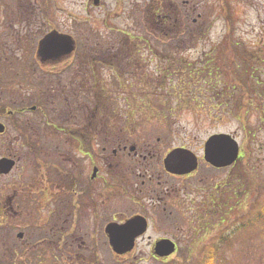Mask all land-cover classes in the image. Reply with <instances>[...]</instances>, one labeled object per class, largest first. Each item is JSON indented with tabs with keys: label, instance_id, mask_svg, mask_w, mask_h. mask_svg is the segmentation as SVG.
Returning <instances> with one entry per match:
<instances>
[{
	"label": "rangeland",
	"instance_id": "rangeland-1",
	"mask_svg": "<svg viewBox=\"0 0 264 264\" xmlns=\"http://www.w3.org/2000/svg\"><path fill=\"white\" fill-rule=\"evenodd\" d=\"M156 6L173 11V20L154 24ZM49 35L69 36L82 52L67 73L59 75L54 62L57 74L47 75L41 90L43 79L24 73ZM120 42L133 50L120 57L122 65L104 52L119 50ZM0 53L6 125L0 158L17 159L11 174L0 175V264L26 256L28 264H55L42 251L57 241L58 226L67 227L68 237L74 233V209L80 232L72 237L81 256L62 246V264H81L83 257V264H200L223 235L229 245L220 244L216 264H264V0H0ZM85 58L95 62L96 80L85 87L92 90L88 106L83 99L85 106L76 108L78 97L63 89L77 87L75 63L87 71ZM101 117L107 126L94 128ZM217 133H230L241 145L231 167L203 160L205 142ZM119 145L128 149L114 154ZM177 147L200 157L195 175L166 173L163 160ZM216 183H223L216 193L221 208L210 200ZM137 213L148 218L149 230L119 255L106 229ZM19 232L26 233L19 247L28 255L13 257ZM164 237L176 240L179 251L158 258L154 246ZM71 243L67 238L64 246Z\"/></svg>",
	"mask_w": 264,
	"mask_h": 264
},
{
	"label": "flooded vegetation",
	"instance_id": "flooded-vegetation-1",
	"mask_svg": "<svg viewBox=\"0 0 264 264\" xmlns=\"http://www.w3.org/2000/svg\"><path fill=\"white\" fill-rule=\"evenodd\" d=\"M94 2L97 4L96 0H94ZM252 4H253V6H256L255 2H252ZM192 12H193V9H190L188 11L186 10V14L185 15H190V14H192ZM196 21L197 20L195 19L194 22H196ZM65 36L66 35H63V36L56 35V36H52L49 40H47L46 43H45V45L48 44V43H50V42L51 43L54 42L55 43V48L51 49L50 51H46L43 56L39 55V50L37 49V54L38 55H36L35 58H33L32 63L28 65V69L24 73L25 75H27V78L30 77L31 80L32 79H36V78L43 79L41 90H45V81H46V84H47V77L46 76L47 75H55L56 76V74H57L52 69L54 66H51V65L54 64V62L57 61L59 63L58 64L59 65V71H58V74L59 75H61L62 71H64V73L65 72L67 73L68 70H70V69H72L74 67V64H72V62H74L75 55L78 54V56H79L80 53L82 52V50H80V48L77 46V44H76V42L74 40H72L69 36H66V37ZM64 43H66V44H65V46L63 48V46H61V45L64 44ZM144 43L145 44H150L148 41H144ZM128 47H129L128 46V42H120L119 43V48L120 49L117 50V51L116 50H110V51H108V54H109L108 57H110L111 60H113V59L116 60V59L119 58V61H117V62H119V65H122L123 64V61H120L121 60L120 57L123 56L124 54L128 53ZM112 48H114V47L112 46ZM83 63L88 64L87 71H86V69L85 70H81V68L78 66V62L75 63V68H76L75 70H77V77H78V80H79L78 83L75 85L77 87H72L71 88V85H70V88H71L70 89L69 87H67V85H65L66 89H63V91H65L66 93H69V92L71 93V91H72V93H74L78 97V100H79V97H80L82 91L85 94L92 91V90H88L91 87H88L87 89H85V87L87 85V81H89V79L91 80L95 76V72H96L95 71V64H94L95 62L92 63L89 59L85 58V60L83 61ZM60 69L62 71H60ZM84 77H86V78H84ZM93 79L96 80V78H93ZM42 94H44V92H42ZM68 96H67V98H68ZM82 106H85V104L84 103L80 104V102H79L76 108H80ZM34 107L36 109L38 106H36V105L35 106L34 105L31 106L32 109H34ZM26 109L23 107L21 109V111L20 110L19 111L20 112H24ZM13 113H14V111H10V114H13ZM94 124H95L94 126L93 125H88V127H92L93 126L95 128V127L98 126V124L103 125V122L102 121H97V123H94ZM5 132H6V130H5ZM24 138H26V136H24ZM26 141H27V139H26ZM124 141H126V140H122V141L120 140L119 143L124 142ZM122 148H123L124 151H126L128 149V147L126 145L124 147H122L121 145H119V148L118 149H116V148L113 149V153L114 154H118L119 150L122 149ZM3 157L9 158V159H13L14 161H16V164H17V159L15 157H13L11 155H5ZM49 163H51V162H49ZM51 165L48 168L45 167L47 171H46V173H44L45 172V170H44V172H43L44 173V176H46V174H49L48 170L50 168H52V167L55 166V165H53V166H51ZM55 169H57L58 171H60V174H59L60 177L61 176H64V174L66 172V171L63 172L64 168H63V170H61L60 167L55 168ZM95 169L97 171L96 175H95ZM98 171H99V168L97 166H94L93 174H92V179L96 178V176L98 174ZM195 174L196 173H193V174H190L189 176H193ZM68 178H69V176H68ZM55 183H58V182H55ZM59 185L62 186V184H59ZM215 188H218V185H216ZM59 202H64V200H61L60 199ZM71 212H67L66 213V215H67L66 220L69 219V216L68 215H71L72 214ZM73 213L75 214V217H73L75 219H74V224L71 227H73L74 233H72V235L68 237L66 235V233L68 231V229H66L67 227L66 226H63V229H60L59 226H58L57 234H55V236L57 235V239H56L57 241L54 244L50 242L51 245L47 246L46 249H45V251H44V249L42 251V254L48 252L49 254L53 255L55 257L53 259V262H55V264H62L61 259H60V255H62L61 254L62 246L64 247V249L68 250L67 251L68 252L67 253L68 255H71L72 254V255H77L79 257L81 256L80 253H79L80 250H77L76 242H75L74 238L72 237L73 234L75 235L76 232L77 233L80 232V230H79V232L77 230V229H80V226H78L77 213H75V209H74V212ZM135 216H143V215L140 214V213H137ZM58 220L59 221H62L64 223V221L62 220V218L58 217ZM55 224L60 225V223H58V222L57 223L55 222ZM95 232H96V230H95V227H94V231L92 232V236H89V238L90 237H94L93 235H94ZM106 234H107V231H106ZM80 235L82 236V232H81ZM17 237L20 240V243L15 242L14 243V246H18V247L19 246H23L28 241V240H26L27 238H26V233L25 232H19V234L17 235ZM67 238L72 239V243L69 246H64V241ZM73 246H75V247L72 248ZM26 250H27L26 247H24V248H21V247H19V248H13V249H11V251H12L11 254H12L13 257H15V255H19V254L21 256H26V255H28V253H26ZM27 257L28 256H26L25 258H22L21 259V263H19V264H28V261L29 260L27 259ZM84 258L85 257H83V259L80 258L78 260V262H81V264H83L82 262L85 260ZM86 260H88V259L86 258ZM89 262H90V260H89ZM14 263L16 264L15 261H14Z\"/></svg>",
	"mask_w": 264,
	"mask_h": 264
},
{
	"label": "water",
	"instance_id": "water-1",
	"mask_svg": "<svg viewBox=\"0 0 264 264\" xmlns=\"http://www.w3.org/2000/svg\"><path fill=\"white\" fill-rule=\"evenodd\" d=\"M54 45V44H53ZM61 46H65L62 44ZM5 126L0 124V132ZM134 149V148H133ZM240 154V146L234 136L227 133H218L209 137L205 144V160L217 168H225L234 164ZM15 161L9 158L0 160V173L8 174L15 166ZM168 172L176 175H187L199 167L198 156L190 149L175 148L164 160ZM97 171L95 169V175ZM148 222L144 217H136L123 225H110L108 233L114 249L123 253L134 247L135 239L146 232ZM176 250V243L171 239H162L157 242L155 252L160 257H167Z\"/></svg>",
	"mask_w": 264,
	"mask_h": 264
},
{
	"label": "trees",
	"instance_id": "trees-1",
	"mask_svg": "<svg viewBox=\"0 0 264 264\" xmlns=\"http://www.w3.org/2000/svg\"><path fill=\"white\" fill-rule=\"evenodd\" d=\"M161 7H163V6H156L155 8H154V10H155V15H154V24H156V23H162V22H164V23H167V22H170L171 20H173V11H168L167 13L166 12H164L163 10H162V8ZM153 8L151 7V10H152ZM174 21H176V20H174ZM157 25V24H156ZM156 28H159V26H156ZM163 30V29H162ZM163 31H165V30H163ZM141 41V40H140ZM156 42L158 43V45H155L156 47H159V43L160 42H158V40H156ZM151 44V45H150ZM150 44H147L148 46H150L151 48L152 47H155V46H153V44H152V42H150ZM164 47V46H163ZM104 52H108V51H105L104 50ZM90 53V52H89ZM166 55V54H165ZM0 56H3V54L2 53H0ZM167 56V55H166ZM8 58H10V57H8ZM205 67H203V70H205V69H208V70H210V74H211V69L212 68H210L209 66H211V65H209V62H205ZM217 72V71H216ZM209 74V75H210ZM169 77H170V75H169ZM95 92H98L99 91V89H95L94 90ZM100 93H103V92H100ZM96 96H98V94H96ZM96 96H95V98H96ZM158 96H161V95H158ZM83 99H85L86 100V102H87V106H88V104H89V102H88V99H89V97H87V95L82 91V93H81V95H80V97H79V102H80V104H82L83 102H82V100ZM67 103H68V105L71 103L70 101H67ZM98 106H101L102 108H103V112L105 111V105L103 106V105H101V103H99V104H97ZM151 106V105H150ZM165 106H166V104H164V108H163V110H170V109H168V108H165ZM154 108H155V110L158 108L157 106H153ZM98 109H97V111L99 110V108L100 107H97ZM38 109H40V108H38ZM111 110V109H110ZM112 111H114V110H111V112ZM162 114H163V117L165 118L167 115H169L170 114V112H162ZM166 115V116H165ZM102 116H103V114H102ZM102 119V122H103V125H100V126H98V129L99 128H105V126H107V119H106V117H101ZM49 123V122H48ZM50 124V123H49ZM55 128L57 129V125L55 126ZM62 128V127H61ZM61 128H60V126H58V129L57 130H61ZM25 134V133H24ZM33 145L34 144H30V146H31V150H33V152H36L37 153V150H36V146H34L33 147ZM35 149V150H34ZM223 185V183H220L219 185H218V187L219 186H222ZM217 191H219V189L217 190ZM221 200L222 199H220L219 197H218V195L216 194V193H212V200H211V202L213 203V205L215 206V207H220V206H222L221 205ZM260 219H264V205L262 206V212H261V216H260ZM229 235H223L222 237H220V243L219 242H217V243H215L214 245H212L211 246V248L208 250V253H207V257H206V260H203L200 264H216V263H218L219 262V258H221V255H220V244L222 245V244H227V245H229Z\"/></svg>",
	"mask_w": 264,
	"mask_h": 264
}]
</instances>
